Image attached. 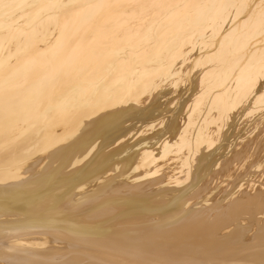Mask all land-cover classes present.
I'll list each match as a JSON object with an SVG mask.
<instances>
[{
    "label": "bare ground",
    "instance_id": "1",
    "mask_svg": "<svg viewBox=\"0 0 264 264\" xmlns=\"http://www.w3.org/2000/svg\"><path fill=\"white\" fill-rule=\"evenodd\" d=\"M263 124L264 0H0V264H264Z\"/></svg>",
    "mask_w": 264,
    "mask_h": 264
},
{
    "label": "rangeland",
    "instance_id": "2",
    "mask_svg": "<svg viewBox=\"0 0 264 264\" xmlns=\"http://www.w3.org/2000/svg\"><path fill=\"white\" fill-rule=\"evenodd\" d=\"M263 128H264V124L261 125L260 128H258V129H259V132L261 131V129L263 130ZM256 131H257V132H256ZM259 132H258V130H255L254 133H252V134L250 135V137H251V136H254V137H255L256 134L259 133ZM262 134L264 135V130L262 131ZM259 135H261V134L259 133ZM263 135H262V137H263L262 139H264V136H263ZM263 152H264V150H263ZM263 152H262V154H263ZM260 157L262 158L263 156L260 155ZM263 158H264V157H263ZM263 158H262V159H263ZM263 160H264V159H263ZM255 179H256V180H259V179H257V178H255ZM259 181H260V180H259ZM258 183H259V182H258ZM258 183H257V184H258ZM258 185H259V184H258ZM256 187H257V186H256Z\"/></svg>",
    "mask_w": 264,
    "mask_h": 264
}]
</instances>
